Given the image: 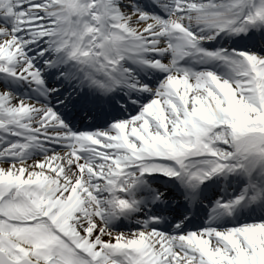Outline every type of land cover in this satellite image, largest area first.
Masks as SVG:
<instances>
[{"label":"snow or ice","instance_id":"snow-or-ice-1","mask_svg":"<svg viewBox=\"0 0 264 264\" xmlns=\"http://www.w3.org/2000/svg\"><path fill=\"white\" fill-rule=\"evenodd\" d=\"M0 264H264V0H0Z\"/></svg>","mask_w":264,"mask_h":264}]
</instances>
